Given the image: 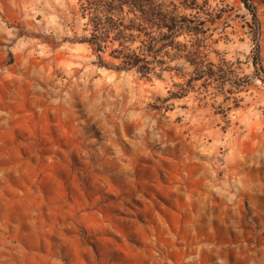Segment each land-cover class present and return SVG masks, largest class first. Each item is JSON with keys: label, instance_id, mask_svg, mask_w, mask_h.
<instances>
[{"label": "rangeland", "instance_id": "rangeland-1", "mask_svg": "<svg viewBox=\"0 0 264 264\" xmlns=\"http://www.w3.org/2000/svg\"><path fill=\"white\" fill-rule=\"evenodd\" d=\"M78 1L0 0V264H264V0L262 70L252 14L210 0L243 85L180 97L94 63Z\"/></svg>", "mask_w": 264, "mask_h": 264}, {"label": "trees", "instance_id": "trees-1", "mask_svg": "<svg viewBox=\"0 0 264 264\" xmlns=\"http://www.w3.org/2000/svg\"><path fill=\"white\" fill-rule=\"evenodd\" d=\"M241 1L252 14L254 65L262 70L261 23L253 1ZM78 5V13L85 21L84 35L76 40L89 47L99 66L134 71L147 79L166 73H177L182 78L190 74L184 82L174 83L178 97L194 88L198 80L204 87L213 80L220 88L228 82L237 88L243 85L236 80L230 60L222 56L208 58L209 31L228 12L223 7H213L210 0H170L168 4L165 0H79ZM178 61L192 70L183 71Z\"/></svg>", "mask_w": 264, "mask_h": 264}]
</instances>
